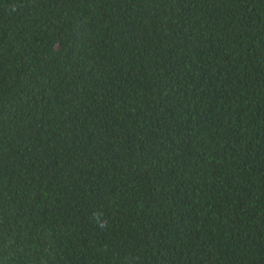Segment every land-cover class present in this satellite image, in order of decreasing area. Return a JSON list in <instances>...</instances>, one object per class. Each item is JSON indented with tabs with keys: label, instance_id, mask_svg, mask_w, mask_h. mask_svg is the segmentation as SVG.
I'll use <instances>...</instances> for the list:
<instances>
[{
	"label": "trees",
	"instance_id": "16d2710c",
	"mask_svg": "<svg viewBox=\"0 0 264 264\" xmlns=\"http://www.w3.org/2000/svg\"><path fill=\"white\" fill-rule=\"evenodd\" d=\"M0 264H264V0H0Z\"/></svg>",
	"mask_w": 264,
	"mask_h": 264
}]
</instances>
